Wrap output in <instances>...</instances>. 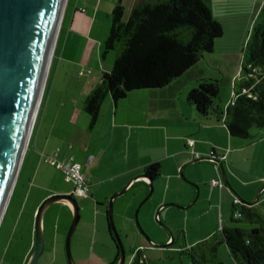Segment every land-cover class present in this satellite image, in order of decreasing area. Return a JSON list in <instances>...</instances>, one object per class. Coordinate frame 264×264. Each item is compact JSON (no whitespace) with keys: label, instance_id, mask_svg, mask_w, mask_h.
Listing matches in <instances>:
<instances>
[{"label":"crops","instance_id":"1","mask_svg":"<svg viewBox=\"0 0 264 264\" xmlns=\"http://www.w3.org/2000/svg\"><path fill=\"white\" fill-rule=\"evenodd\" d=\"M80 1L76 0L74 3L60 48L57 52L55 51L50 61L47 80L55 55L58 59L56 76L59 68L64 66L68 69V79L75 78L76 72L79 77L87 76L88 78H85L80 92L75 91L73 85L53 84L48 90L45 84L26 146L27 149L30 141H33L34 157L38 160L41 159L42 154H51L58 150L60 160L73 158L82 166V172L89 181L90 196L85 200H88L87 204L93 211L94 229L83 230L81 240L76 247L90 249L94 246L98 224L103 217L100 205L108 203V198L112 195L121 192L124 188H127V191H134L133 206L147 195L149 184L147 179L142 178V171L152 163H159L161 166V175L152 182L158 210L165 207V204L167 206H171L172 203L182 204V198L178 196L180 191L186 192L181 180L182 174L200 186L199 194L202 185L207 186L206 182L218 179L222 181L225 186L221 188L211 183L210 193L207 192L206 187L204 188L208 198L206 203L210 208L218 206L222 216L224 210L228 211L230 204L232 210L235 199L239 200L240 204L257 210L264 208V128L252 131L255 137L253 141L233 138L228 135L222 121H218L215 115L205 119L187 103L186 97L196 87L198 81L215 78L212 74L206 75L207 70L202 61L163 89L131 92L126 99L117 104L106 98L96 124L89 129V118L82 110V103L99 81L101 74L107 71H101L99 75L90 70L84 71L85 69L76 71L78 59L84 62L87 59L97 61V58L101 57V48L110 29L109 18L114 4L120 2L128 14L137 0H104L102 12L100 7L103 0L97 2L98 4H95L92 9L88 5H82ZM232 1L234 0H222L227 7ZM237 1L240 3L238 7L231 8L232 12L238 14L235 17L237 22L234 26L244 23L250 18L249 14L251 15L250 23L253 22L264 0ZM207 2L213 17L222 26L213 9L214 0H207ZM67 5L68 3L65 6ZM65 14L63 12V19ZM61 22L62 26L64 20ZM100 68L104 70L103 66ZM236 79L237 73L231 77V87ZM46 93H48L47 102L41 112ZM76 93L79 97L77 101H74ZM52 98L59 99V102L53 100L52 107L48 109ZM232 98L226 101L225 105H218L221 112H224ZM189 140L193 141L192 147L188 146ZM193 153L198 154L200 158H209L214 155L216 161L199 162L187 167L186 165L194 160ZM220 167H222L224 178ZM253 168L256 172L251 174ZM204 171L207 175L205 178H203ZM38 174L40 171L36 172V176ZM61 176L63 178V175ZM64 182L71 186L69 190L52 192L45 196L46 199L59 193L69 195L73 185L65 180ZM218 195L217 201L214 202ZM39 204L34 209L36 210L34 226L36 212L41 205ZM49 207L42 215L43 238L45 213L49 211ZM120 212L125 222L131 221L127 211L123 212L121 209ZM34 226L33 244L29 245L25 264L34 249ZM123 234L128 236V233ZM141 247L138 245L134 248L141 249ZM113 258L105 264H109Z\"/></svg>","mask_w":264,"mask_h":264},{"label":"rangeland","instance_id":"2","mask_svg":"<svg viewBox=\"0 0 264 264\" xmlns=\"http://www.w3.org/2000/svg\"><path fill=\"white\" fill-rule=\"evenodd\" d=\"M75 1H66L68 5L67 7L65 6V18H62V21L64 20L63 29L60 35L58 33V42L56 40L55 43V46L58 43L56 52L59 50L63 36L67 31ZM99 1L81 0L80 3L88 5L92 9ZM214 2L213 9L216 12V17L222 23L223 35L215 41L213 52L204 53L200 62H204L207 70L206 75L212 74L215 77L213 80L218 81L219 93L216 104L223 106L226 101L231 100L233 97V90L230 85L231 77L237 73L238 78L241 65L245 63V60L243 61L242 50L246 44L253 22L250 23L251 15L249 14L250 12H247L250 18L246 19L244 23H239V26H234L235 22H237L235 17L238 14L232 12L231 8L238 7L239 1H232L228 7L225 6L222 0H214ZM104 4L103 0L100 7L101 12ZM113 7H115V4ZM129 13L127 14V11H125L124 20L128 18ZM109 19L111 25V15ZM102 50L103 45L101 54ZM235 56H237L236 59ZM113 57V54H109L105 59L99 56L97 61L87 59L86 62L78 59L76 71L85 69L84 71L90 70L96 75H99L101 71L109 72ZM57 60V56L55 55L50 75L48 80L46 76L44 86L47 84L49 90V87L53 84L58 86L73 85L75 91L80 92L83 82L88 77H79V74L76 72L75 78L68 79V69L64 66L59 68V73L56 76ZM102 66L104 70H101L100 67ZM48 71L47 75L49 74ZM47 94L43 100L41 112H43L45 103L47 102ZM78 97V93H76L74 101H77ZM53 100L59 102L57 98L50 99L48 109L52 107ZM192 108L195 110L193 106ZM32 143L33 141H30L27 149L25 148V155L22 159L9 203L0 223V264H25L29 245L33 244V226L36 211L34 209L38 203L42 204L44 199H46V195L57 191H67L71 188L70 185L64 182L61 172L44 162L46 155L49 154H42L40 160L34 157L35 148L32 146ZM243 168L247 169L244 166ZM37 171H40V174L36 176ZM254 172L256 171L253 168L250 173L253 174ZM206 176V172L204 171L203 178ZM181 180L184 190H186V192L182 190L178 193V196L182 198V204L172 203L170 204L171 206L165 204V207L158 210V206L155 203L156 193L154 192V186L152 195L140 208L139 205L145 196L136 206H133L132 197L134 191L132 190L116 198L113 203V221L123 246V264H131L133 256L130 254V251L138 245L142 246L141 249L145 248L144 254L151 264H191L187 256L181 255L179 250L189 248L198 241L207 238L209 235L217 232L222 226L247 227L246 223L242 221L231 223L230 203L228 211L227 209L224 210L223 216L218 206L210 208L209 204L206 203L208 198L204 188L206 187L207 192L209 191L210 193L211 181L206 182L207 186L202 185V190L199 194V185L187 179L184 174H182ZM197 190V198L192 203ZM218 197L219 195L215 198L214 202L217 201ZM75 201L79 211V219L70 242L72 261L74 264H105L116 254L115 244L108 233L107 204L100 205V208L103 210V217L100 224H98L94 246L90 249H83L82 246L81 248H77L76 246L81 240V232L83 230L91 231L94 229L92 221L93 211L91 206L87 204L88 200L75 197ZM121 209L123 212H128L132 222H125L121 218ZM258 212L264 216V208L258 209ZM45 216L44 250L37 264H68L65 254V240L73 220V212L68 205L59 202L52 204L49 207V211L45 213ZM123 233H128V236ZM151 243L158 246H152ZM218 255L224 264H236L229 256L225 245L219 247Z\"/></svg>","mask_w":264,"mask_h":264},{"label":"trees","instance_id":"3","mask_svg":"<svg viewBox=\"0 0 264 264\" xmlns=\"http://www.w3.org/2000/svg\"><path fill=\"white\" fill-rule=\"evenodd\" d=\"M124 13L120 2L112 9L101 54L102 59L113 54L111 69L101 74L82 103L89 129L96 124L106 98L117 104L131 92L169 86L195 66L204 53H212L215 41L223 35L207 0H137L126 20ZM61 29L62 26L60 32ZM242 52L245 63L232 83L233 98L224 112L216 104L219 93L216 80L198 81L186 101L205 119L215 115L230 137L253 141L252 131L264 128V1ZM211 158L216 159L214 155ZM160 175L159 163H152L142 171L143 178L151 182ZM230 221H242L247 227H221L179 253L186 255L191 264H224L218 250L225 245L236 264H264V216L254 207L238 204L232 207ZM107 224L116 247L109 264H117L119 252L108 219ZM144 250L131 249V264H151Z\"/></svg>","mask_w":264,"mask_h":264},{"label":"water","instance_id":"4","mask_svg":"<svg viewBox=\"0 0 264 264\" xmlns=\"http://www.w3.org/2000/svg\"><path fill=\"white\" fill-rule=\"evenodd\" d=\"M63 2L64 0H0V212L34 114ZM206 161L213 162L210 158H202L193 160L186 166ZM222 177L224 178L223 171ZM147 182L149 192L139 208L153 193L152 182L150 180ZM126 191L127 188H124L121 192L112 195L108 200L106 211L110 231L119 252L117 264L124 263V252L113 221V202ZM197 195L198 190L192 203ZM65 201L71 204L74 215L65 240V254L68 264H74L70 242L78 223L79 211L75 198L70 194L50 196L39 206L34 226V249L26 264H37L43 254L44 238L41 221L44 210L54 203ZM6 208L7 206L5 210ZM5 210L0 217V223ZM151 245L158 246L153 243Z\"/></svg>","mask_w":264,"mask_h":264},{"label":"built area","instance_id":"5","mask_svg":"<svg viewBox=\"0 0 264 264\" xmlns=\"http://www.w3.org/2000/svg\"><path fill=\"white\" fill-rule=\"evenodd\" d=\"M188 146H193V141H188ZM194 160H201L200 156L196 153H193ZM211 160L216 161V159ZM216 158V157H215ZM44 162L56 168L61 174L66 182H69L73 185L72 192L70 195L75 198H82L86 199L90 196V189H89V181L86 175L82 172V166L78 162L74 161L73 158L69 160H60L58 157V150H55L53 153L46 155ZM213 186L216 187H223L224 184L220 179L217 181L212 182ZM68 201L64 203L71 207V205L67 204ZM240 204L239 200L235 199L233 205Z\"/></svg>","mask_w":264,"mask_h":264},{"label":"bare ground","instance_id":"6","mask_svg":"<svg viewBox=\"0 0 264 264\" xmlns=\"http://www.w3.org/2000/svg\"><path fill=\"white\" fill-rule=\"evenodd\" d=\"M66 1L67 0H64L62 8H61V11H60V14H59V18H58V22H57V26H56V30H55V34H54V38H53V42H52V46H51V50H50V55H49V58H48V62H47L46 68H45V72H44L43 79H42V82H41V86H40V89H39V93H38V96H37V101H36V105H35V109H34V114H33V117L31 119V121L29 123V126H28V129H27V133H26L25 140H24V143H23V147H22L20 158H19V162H18L16 171H15L12 183H11L10 188L8 190V193L6 195L4 204L2 206V209H1V212H0V217L3 214V211L5 210V207L7 206V203L9 201V197L11 196V193H12V190H13V186L15 184L16 177H17V174H18V169H19V166H20L21 161L23 159V155H24V152H25V148L27 146V142L29 140L30 132H31V129H32V126H33V123H34L35 115H36V112H37V109H38V106H39V101H40V98H41V94H42V91H43L45 79H46V76H47V71L49 69V64H50V61H51V58H52V55H53V50H54L55 43H56V40H57V36H58V33H59V29H60V26H61V21H62L64 9H65ZM67 204L71 205L69 202H67Z\"/></svg>","mask_w":264,"mask_h":264}]
</instances>
